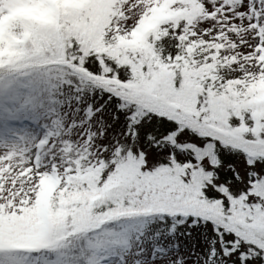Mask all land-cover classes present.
<instances>
[{"label": "snow or ice", "instance_id": "obj_1", "mask_svg": "<svg viewBox=\"0 0 264 264\" xmlns=\"http://www.w3.org/2000/svg\"><path fill=\"white\" fill-rule=\"evenodd\" d=\"M162 6L144 48L113 54L71 36L62 60L52 49L8 69L62 68L91 114L75 138L0 153V191L55 176L100 196L38 241L8 232L0 264H50L73 241L95 264L113 252L117 264H264V106L246 99L264 77V0H115L105 46ZM92 92L105 103L94 108ZM22 197L4 191L0 208L22 213L33 203Z\"/></svg>", "mask_w": 264, "mask_h": 264}, {"label": "rangeland", "instance_id": "obj_2", "mask_svg": "<svg viewBox=\"0 0 264 264\" xmlns=\"http://www.w3.org/2000/svg\"><path fill=\"white\" fill-rule=\"evenodd\" d=\"M55 9V0H44ZM82 8L85 0H63ZM17 5L14 13L7 17L0 15V60L13 65L18 57L14 51L9 50L6 38L12 37L13 42L26 53H31L34 46L21 20L28 19L33 24L39 21L40 14L35 0H13ZM84 7V6H83ZM164 17L163 14L159 15ZM158 16V17H159ZM150 19V18H149ZM150 23L142 19L131 36L119 38L121 46H139L146 37ZM64 72L50 69L46 73L32 70L23 74H10L0 79V153L28 146L45 138L49 134L55 139L75 138L81 132L87 131L88 116L85 103H77L79 94L74 90L77 85L66 82ZM91 92V89L88 90ZM87 96V92L84 94ZM88 100L93 107L105 103V99L98 92H92ZM91 112V109H90ZM61 179L55 176H44L34 188V194L27 199L33 200L28 207L35 209L38 216L37 231L26 241H38L51 227L48 214L49 205L60 202L67 208V202L72 195V187H60ZM13 191L12 197L18 196ZM12 214L0 209V238L13 231ZM112 264H117L114 257L116 252L110 254Z\"/></svg>", "mask_w": 264, "mask_h": 264}, {"label": "trees", "instance_id": "obj_3", "mask_svg": "<svg viewBox=\"0 0 264 264\" xmlns=\"http://www.w3.org/2000/svg\"><path fill=\"white\" fill-rule=\"evenodd\" d=\"M35 1L38 3L41 14L40 21L36 25H33L29 20L22 21L35 49L30 54L23 53L15 45L12 37L8 36L7 42L9 48L15 51L18 57L12 66L0 61V79L12 73H20L8 70L9 68L24 64H35L43 60L52 49L60 53V59L62 60L63 42L67 37L71 36L76 37L82 44L90 46L96 51H108L113 54H116L119 48L146 47V37L142 40L140 46L124 45L122 47L119 39L116 48L105 46L104 29L111 15H113L115 0H87L82 8L72 3L66 5L62 0H58L55 13L49 11V7L44 0ZM161 14L163 16L168 15L166 6L154 10L151 16L142 18L151 24L149 31L153 30L158 25L160 19L163 18L159 16ZM35 69L42 70L43 72H47L49 69L64 72L59 67L44 66H36L28 71ZM246 99L250 104L264 106V77L256 78L248 85ZM89 115L90 112L88 113ZM99 196L100 193L98 191L90 188H72V196L67 202V208L58 202L51 203L48 211L51 226L61 220L68 221L75 215H82L86 211L87 205L99 198ZM0 209L3 212L5 211L3 208ZM12 218L14 223L13 230L19 233L21 238L33 236L36 230L34 223L38 219L35 209L27 207L22 213L12 214ZM49 260L50 264H95L96 256L91 249L86 245H82L80 241H73L65 249L51 253Z\"/></svg>", "mask_w": 264, "mask_h": 264}, {"label": "clouds", "instance_id": "obj_4", "mask_svg": "<svg viewBox=\"0 0 264 264\" xmlns=\"http://www.w3.org/2000/svg\"><path fill=\"white\" fill-rule=\"evenodd\" d=\"M17 9V5L13 2V0H0V15L7 17L10 13H14ZM0 55H3V53H0ZM34 188L35 186L32 184L28 185H21L20 189L16 190V193L19 194L21 191L24 192V197L27 198L29 196V193L34 194ZM4 191L8 193L9 196L13 194V190L9 187H5ZM4 191H0V197L4 196ZM5 200H7V197H4Z\"/></svg>", "mask_w": 264, "mask_h": 264}]
</instances>
